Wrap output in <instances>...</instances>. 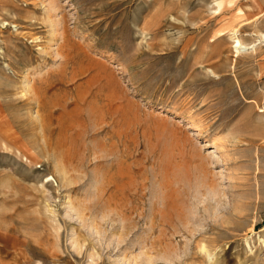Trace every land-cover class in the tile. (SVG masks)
<instances>
[{
  "label": "rangeland",
  "instance_id": "obj_1",
  "mask_svg": "<svg viewBox=\"0 0 264 264\" xmlns=\"http://www.w3.org/2000/svg\"><path fill=\"white\" fill-rule=\"evenodd\" d=\"M261 111L264 0H0V264H264Z\"/></svg>",
  "mask_w": 264,
  "mask_h": 264
},
{
  "label": "bare ground",
  "instance_id": "obj_2",
  "mask_svg": "<svg viewBox=\"0 0 264 264\" xmlns=\"http://www.w3.org/2000/svg\"><path fill=\"white\" fill-rule=\"evenodd\" d=\"M236 45L235 48L236 49V53H237V57L244 51V50H248L249 48H246V46H243V43L238 39V38H235V42ZM209 73L212 74L214 77H215V73L212 71V70H209ZM218 77V76H217ZM264 113V111H261ZM259 137H261V139H264V126L263 128L260 129V134H258ZM213 147H218L217 145H214L213 144ZM223 153V152H222Z\"/></svg>",
  "mask_w": 264,
  "mask_h": 264
}]
</instances>
